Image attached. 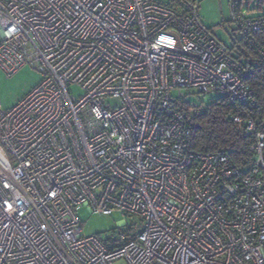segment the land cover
I'll list each match as a JSON object with an SVG mask.
<instances>
[{"label": "built area", "instance_id": "1", "mask_svg": "<svg viewBox=\"0 0 264 264\" xmlns=\"http://www.w3.org/2000/svg\"><path fill=\"white\" fill-rule=\"evenodd\" d=\"M241 3L228 47L193 0H0V69L42 74L0 106V264H264V132L232 117L244 169L188 145L187 94L254 101L237 40L264 58V14ZM80 209L121 228L85 236Z\"/></svg>", "mask_w": 264, "mask_h": 264}, {"label": "trees", "instance_id": "2", "mask_svg": "<svg viewBox=\"0 0 264 264\" xmlns=\"http://www.w3.org/2000/svg\"><path fill=\"white\" fill-rule=\"evenodd\" d=\"M264 48V32L252 33ZM237 57L246 66V80L252 88L254 101L249 104L231 103L218 96L190 120L188 145L197 152H222L230 161L244 169L254 159L250 146L255 136L248 134L235 124L233 116L239 114L253 119L256 130L264 132V58L257 56L237 40ZM242 58V59H241Z\"/></svg>", "mask_w": 264, "mask_h": 264}, {"label": "rangeland", "instance_id": "3", "mask_svg": "<svg viewBox=\"0 0 264 264\" xmlns=\"http://www.w3.org/2000/svg\"><path fill=\"white\" fill-rule=\"evenodd\" d=\"M201 23L224 45L230 47L231 42L238 38L239 32L235 30L230 21L229 0H193ZM241 9L251 15L264 14V0H242ZM246 9H249L246 12ZM41 72L30 63L20 67L10 76H6L0 69V106L9 109L22 99L41 80ZM70 90L75 96L81 94V89L73 85ZM175 93V91L173 92ZM219 95L217 92L207 94H187L186 98L198 104L207 106ZM204 107H200L202 110ZM78 218L82 222V234L85 236L98 235L102 238L110 236L121 228L122 219L119 215H102L89 213L85 209L78 211ZM128 220V218H125Z\"/></svg>", "mask_w": 264, "mask_h": 264}]
</instances>
